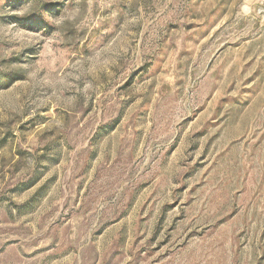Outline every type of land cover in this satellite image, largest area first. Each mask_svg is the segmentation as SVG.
Wrapping results in <instances>:
<instances>
[{
  "label": "rangeland",
  "instance_id": "1",
  "mask_svg": "<svg viewBox=\"0 0 264 264\" xmlns=\"http://www.w3.org/2000/svg\"><path fill=\"white\" fill-rule=\"evenodd\" d=\"M0 264H264V0H0Z\"/></svg>",
  "mask_w": 264,
  "mask_h": 264
}]
</instances>
